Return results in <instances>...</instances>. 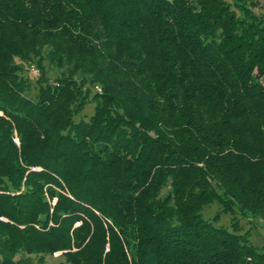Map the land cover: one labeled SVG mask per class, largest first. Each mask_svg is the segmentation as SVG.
Segmentation results:
<instances>
[{
	"label": "trees",
	"instance_id": "1",
	"mask_svg": "<svg viewBox=\"0 0 264 264\" xmlns=\"http://www.w3.org/2000/svg\"><path fill=\"white\" fill-rule=\"evenodd\" d=\"M243 223L264 1L0 0V264H264Z\"/></svg>",
	"mask_w": 264,
	"mask_h": 264
},
{
	"label": "rangeland",
	"instance_id": "2",
	"mask_svg": "<svg viewBox=\"0 0 264 264\" xmlns=\"http://www.w3.org/2000/svg\"><path fill=\"white\" fill-rule=\"evenodd\" d=\"M262 2L264 0H261ZM36 69V68H34ZM40 74H35L34 72L31 71L29 77H30V81L32 83V85L34 86V90H33V93L32 94H35L36 90V77L39 76ZM52 77H54L56 74L54 72H51L50 74ZM91 106H88L86 109H85V112L84 114H86L87 116L91 115L92 112H93V107L90 108ZM219 208H220V205L217 203V202H214L213 204H210L208 206H206L203 210V215L205 218H211L213 217L218 211H219ZM231 218L232 216L230 214H222L221 216V220H220V225H225V226H228L230 223H231ZM2 220L4 221H7L5 218H3ZM244 225V231H247V229L250 228V226H253L251 224L247 225V223H243ZM254 228H252V231H251V236H250V241L258 246V247H261V246H264V227L262 224L260 223H257L253 226ZM61 252L59 253H56L54 255V257H49L47 258L46 262L47 264H67L65 262V259L63 257H61Z\"/></svg>",
	"mask_w": 264,
	"mask_h": 264
},
{
	"label": "built area",
	"instance_id": "3",
	"mask_svg": "<svg viewBox=\"0 0 264 264\" xmlns=\"http://www.w3.org/2000/svg\"><path fill=\"white\" fill-rule=\"evenodd\" d=\"M32 71L35 73V74H38V70H36V69H32Z\"/></svg>",
	"mask_w": 264,
	"mask_h": 264
}]
</instances>
